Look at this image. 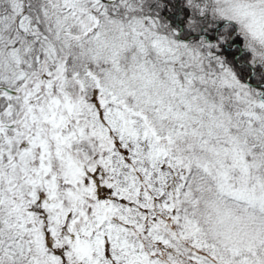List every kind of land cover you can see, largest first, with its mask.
Listing matches in <instances>:
<instances>
[{
    "label": "snow or ice",
    "instance_id": "obj_1",
    "mask_svg": "<svg viewBox=\"0 0 264 264\" xmlns=\"http://www.w3.org/2000/svg\"><path fill=\"white\" fill-rule=\"evenodd\" d=\"M0 264H264V0H0Z\"/></svg>",
    "mask_w": 264,
    "mask_h": 264
}]
</instances>
